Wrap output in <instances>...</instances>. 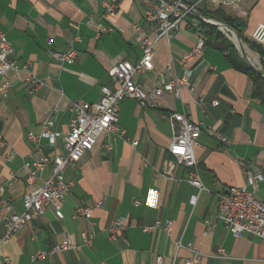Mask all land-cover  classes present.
Masks as SVG:
<instances>
[{
	"label": "crops",
	"instance_id": "0c3cea01",
	"mask_svg": "<svg viewBox=\"0 0 264 264\" xmlns=\"http://www.w3.org/2000/svg\"><path fill=\"white\" fill-rule=\"evenodd\" d=\"M103 1L0 0V31L11 41L19 65L18 70L0 76V210L1 201L6 200L14 210L22 211L23 195L39 184L27 182L26 163L34 156L52 157L60 150L45 137H29V133L40 134L42 117L51 114V128L67 131L71 101L98 102L101 85H114L107 69L121 59L135 63L142 56L141 35L133 25L152 33L144 14L146 4L120 0L118 8L105 16ZM217 8L243 22L242 37L232 28L239 44L229 31L203 21L215 26V33H207L196 15L184 18L169 38L161 37L155 45L153 68L136 73L134 79L149 89L181 75L187 67L193 69L190 86L179 96L164 93L154 106L124 98L118 125L125 135L101 134L91 149L65 168L70 187L61 203L63 217L45 207L1 244L0 264H159L157 255L163 256V264H183L191 256L187 243L200 252L198 264H264V239L251 233L236 238L220 221L206 231V219L217 212L216 193L246 183L251 173L263 175L248 188L264 202V101L254 94L251 77L234 68L227 50L221 49L228 40L246 63L264 67V53L250 42L251 32L264 23V0H206L198 11ZM97 22L112 29L96 37ZM199 36L205 37L202 55L183 62ZM71 47L78 53L73 63H60L50 56V51L65 52ZM29 75L41 81L31 93ZM6 81L9 88L4 95ZM213 100L218 104L213 105ZM173 113L202 123L194 146L205 186L201 191L188 181L187 166L175 164L167 170ZM208 125L226 134L229 142L209 135ZM49 171L46 167L41 176ZM193 195H197L195 204L190 202ZM100 199H104L103 206L95 207ZM77 205L91 207L92 216L73 218ZM117 218L125 220L126 228L122 238L111 241L108 227ZM156 220L160 224L154 230H143ZM167 222L169 232L164 229ZM83 232L93 233L90 245L83 244ZM64 239L72 242L71 249L31 260L36 250Z\"/></svg>",
	"mask_w": 264,
	"mask_h": 264
},
{
	"label": "built area",
	"instance_id": "2783aa9c",
	"mask_svg": "<svg viewBox=\"0 0 264 264\" xmlns=\"http://www.w3.org/2000/svg\"><path fill=\"white\" fill-rule=\"evenodd\" d=\"M120 0H104V15L108 16L119 6ZM206 0H143L146 4L144 14L146 20L152 27V33L143 32L140 25L135 24L133 28L140 33V46L142 48L141 58L132 63L129 60L121 59L107 69V74L113 82V87L101 85L102 95L98 102L92 104L82 99L71 101L70 111L72 116L69 120L67 131L52 129L54 119L51 114H47L41 119V131L39 135L29 133V137L38 140L40 137L48 139L49 143L55 147L59 146L55 154L50 157L46 154L34 156L33 160L26 163L28 183L39 181L30 191L22 197L23 209L16 211L11 204L2 200L0 214L4 219L3 228L0 227V246L8 241L25 223L33 220L44 212L45 207L49 206L54 210L56 217L62 218L63 211L61 203L69 191L70 182L64 177V170L68 165L76 163L81 156L91 149L103 133H110L115 136H124L125 130L118 125L120 102L124 98L136 99L141 105L154 106L159 102L160 96L170 93L179 96L184 87L190 86V79L193 75L192 68H185L181 75H173L163 81L160 85L153 88H145L141 83L134 79L136 73H143L153 68V58L155 45L161 37L169 38L172 32L179 26L180 22L188 15H196L202 21L215 24L225 32H234L227 28L225 23L206 17L198 11V7L203 5ZM95 36L99 37L103 32L112 29L110 25L102 22L95 24ZM223 27L226 28L223 29ZM251 39L264 46V23L257 25L251 32ZM205 43V37L199 36L192 50L183 57V62L192 56H201ZM14 49L11 41L0 31V76L5 75L8 70H18L19 65L13 57ZM50 56L60 63H73L78 58L77 50L73 47L65 52L50 51ZM28 91H36L41 81L33 75L26 78ZM9 83L4 82L2 92L6 95ZM213 105L218 101L213 100ZM171 125L173 136L168 145V168L179 164L189 168L188 181L198 188L199 191L205 189L199 173L197 160L194 153V146L197 144L201 122L192 121L184 113H173L171 115ZM207 133L215 137L220 142L227 144L229 139L218 128L208 125L205 127ZM109 149L111 143H106ZM49 167L50 171L46 177L41 176V172ZM260 172L251 173L247 176L246 183L235 186L230 185L218 191L217 212L214 218L206 219V231L213 229L220 221L226 229L234 236L240 237L243 233H251L264 239V202L260 200L248 185L262 180ZM2 188L0 187V191ZM197 195L190 198V202L195 204ZM104 199L95 203V207H102ZM92 216V208L84 205H77L72 213L73 218L88 219ZM160 224L159 220L145 225L144 231H152ZM126 222L122 218L112 221L108 227V238L111 241L122 238ZM164 229L171 230L170 223L164 225ZM93 233H82L84 245L92 243ZM180 243L178 242V245ZM186 246L191 250V256L184 260L183 264H198L200 252L190 243ZM73 244L70 240L64 239L51 245L47 249H38L31 260L43 259L48 255L71 249ZM220 253L223 249L220 248ZM8 260L6 259V262ZM156 261L163 264V256L157 255Z\"/></svg>",
	"mask_w": 264,
	"mask_h": 264
},
{
	"label": "trees",
	"instance_id": "16d2710c",
	"mask_svg": "<svg viewBox=\"0 0 264 264\" xmlns=\"http://www.w3.org/2000/svg\"><path fill=\"white\" fill-rule=\"evenodd\" d=\"M202 14L221 20L225 24L229 25L231 28H234L237 31L238 35L242 37L240 26L243 25V22L240 19L225 13L223 10L219 8L214 10H202ZM201 22L202 24H204L205 27H207L206 29L207 33L211 34L216 32L215 26L205 23L203 21ZM250 42L254 48H256L261 53H264L261 45H259L253 40H251ZM221 49L227 50L226 57L230 61V63L234 66V68L248 74L251 77L254 86L253 89L254 94L259 96L264 101V77L260 73L254 71L250 67V65L242 59V57L238 54L232 42L225 40V45L222 46Z\"/></svg>",
	"mask_w": 264,
	"mask_h": 264
},
{
	"label": "water",
	"instance_id": "95a60500",
	"mask_svg": "<svg viewBox=\"0 0 264 264\" xmlns=\"http://www.w3.org/2000/svg\"><path fill=\"white\" fill-rule=\"evenodd\" d=\"M225 26H226L227 28L231 29V30L235 33V31H234L230 26H228V25H225ZM235 36L237 37L238 41H240V38L238 37V35H237L236 33H235ZM243 57H245L244 54H243ZM249 65H250V67H251L254 71H256V72H258V73L264 75V70H263V69L258 68V67H255V66H253V65L250 64V63H249Z\"/></svg>",
	"mask_w": 264,
	"mask_h": 264
},
{
	"label": "bare ground",
	"instance_id": "6f19581e",
	"mask_svg": "<svg viewBox=\"0 0 264 264\" xmlns=\"http://www.w3.org/2000/svg\"><path fill=\"white\" fill-rule=\"evenodd\" d=\"M223 29L226 30L225 27H223ZM228 34H229V33H228ZM230 37L232 38V40H233L234 42H236L237 45L239 44V41H238L237 37L235 36V33L232 34V35H230ZM245 52H246V51H245ZM251 59H252V58H251Z\"/></svg>",
	"mask_w": 264,
	"mask_h": 264
},
{
	"label": "rangeland",
	"instance_id": "374dc122",
	"mask_svg": "<svg viewBox=\"0 0 264 264\" xmlns=\"http://www.w3.org/2000/svg\"><path fill=\"white\" fill-rule=\"evenodd\" d=\"M260 68L264 70V67H263V65H262V66H260Z\"/></svg>",
	"mask_w": 264,
	"mask_h": 264
}]
</instances>
